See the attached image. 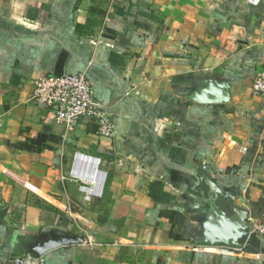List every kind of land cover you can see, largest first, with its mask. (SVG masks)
I'll return each mask as SVG.
<instances>
[{"label":"crops","instance_id":"0c3cea01","mask_svg":"<svg viewBox=\"0 0 264 264\" xmlns=\"http://www.w3.org/2000/svg\"><path fill=\"white\" fill-rule=\"evenodd\" d=\"M262 65L264 2L0 0V263L63 233L86 241L47 264H264V238L201 239L223 199L251 225L264 216ZM85 70L113 139L88 120L66 134L29 103L37 78ZM76 153L101 160V197L69 177Z\"/></svg>","mask_w":264,"mask_h":264},{"label":"built area","instance_id":"2783aa9c","mask_svg":"<svg viewBox=\"0 0 264 264\" xmlns=\"http://www.w3.org/2000/svg\"><path fill=\"white\" fill-rule=\"evenodd\" d=\"M263 2L264 0H245L246 6L250 8L259 7ZM90 43L95 44L94 41H90ZM138 61L139 59L133 56L129 58L126 64L123 76L125 85L129 88L133 87L134 72ZM127 94H130V92L128 91ZM252 94L260 98L264 103V65L254 73ZM29 103L34 107L46 109L50 114V120L54 124L61 126L66 134H69L79 124L88 120L94 122L96 133L99 136L107 139L115 137L114 118L97 101L95 89L86 70L72 75L37 78ZM79 157L97 160V168L103 171L99 158L76 153L69 177L80 182L79 188L84 194L85 200L101 197L107 174L100 190L102 182L96 180L95 177L87 179L74 174L75 169L81 167L77 164ZM249 237L264 238V216L259 221L252 223ZM0 264H47V261L45 257H35L33 254L28 253L16 256L12 260Z\"/></svg>","mask_w":264,"mask_h":264},{"label":"water","instance_id":"95a60500","mask_svg":"<svg viewBox=\"0 0 264 264\" xmlns=\"http://www.w3.org/2000/svg\"><path fill=\"white\" fill-rule=\"evenodd\" d=\"M228 96V94H225ZM192 100L198 103H215L218 99L207 98L206 94L194 95ZM228 101V97L224 98ZM206 222L203 223L202 241L210 245L232 246L242 249L249 237L251 224L246 220V215L226 199L214 206L209 205ZM85 235L56 233L39 238L28 251L35 257L45 255L57 248L64 246L83 245Z\"/></svg>","mask_w":264,"mask_h":264},{"label":"bare ground","instance_id":"6f19581e","mask_svg":"<svg viewBox=\"0 0 264 264\" xmlns=\"http://www.w3.org/2000/svg\"><path fill=\"white\" fill-rule=\"evenodd\" d=\"M77 164L81 166L79 169L76 168L74 174L78 176H82L83 178H96V180L102 182L100 185V190L102 189V184L104 182V178L106 173L101 169L97 168V160H91L84 157H79L77 159Z\"/></svg>","mask_w":264,"mask_h":264},{"label":"rangeland","instance_id":"374dc122","mask_svg":"<svg viewBox=\"0 0 264 264\" xmlns=\"http://www.w3.org/2000/svg\"><path fill=\"white\" fill-rule=\"evenodd\" d=\"M73 161H74V159H73ZM73 163V162H72ZM71 168H69V173L71 172V170H70ZM79 184H80V182H79Z\"/></svg>","mask_w":264,"mask_h":264}]
</instances>
